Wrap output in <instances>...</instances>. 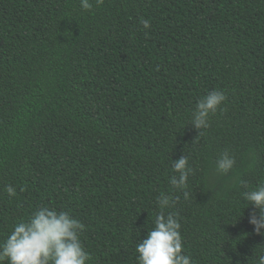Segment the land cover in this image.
I'll use <instances>...</instances> for the list:
<instances>
[{"label":"trees","instance_id":"obj_1","mask_svg":"<svg viewBox=\"0 0 264 264\" xmlns=\"http://www.w3.org/2000/svg\"><path fill=\"white\" fill-rule=\"evenodd\" d=\"M91 2L0 0V241L47 206L85 225L86 264H136L164 194L192 264H258L243 193L264 184V0ZM212 90L226 99L198 135Z\"/></svg>","mask_w":264,"mask_h":264},{"label":"clouds","instance_id":"obj_2","mask_svg":"<svg viewBox=\"0 0 264 264\" xmlns=\"http://www.w3.org/2000/svg\"><path fill=\"white\" fill-rule=\"evenodd\" d=\"M95 3L99 6L104 0H95ZM80 6L82 10L90 11L93 4L91 0H80ZM141 24L145 29L151 27L146 19H142ZM225 99L223 92L212 90L197 102L190 124L198 130V135L210 126V115L220 109ZM188 164L184 155L173 160L174 174L169 182L174 188L183 190L186 187L191 173ZM234 164L235 159L225 152L218 158L216 167L220 173H228ZM5 192L14 197L16 188L9 184ZM184 195L187 199V192ZM243 199L254 209L249 215V224L254 226L256 234L264 236V184L244 192ZM174 203L164 194L157 198L159 212L154 227L136 244V264H192L190 255L184 252L177 214L165 211ZM84 228L85 225L67 211L41 206L26 220L16 223L6 239L0 241V264L4 261L7 264H86L91 256L80 240ZM258 264H264V255L258 256Z\"/></svg>","mask_w":264,"mask_h":264}]
</instances>
